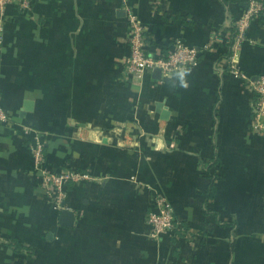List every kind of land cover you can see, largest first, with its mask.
Masks as SVG:
<instances>
[{
    "label": "crops",
    "instance_id": "0c3cea01",
    "mask_svg": "<svg viewBox=\"0 0 264 264\" xmlns=\"http://www.w3.org/2000/svg\"><path fill=\"white\" fill-rule=\"evenodd\" d=\"M125 6L143 23L150 53L179 39L202 49L199 64L125 80ZM244 8L239 0H32L7 9L0 107L40 132L49 165L93 178L69 184L58 209L28 135L1 124L0 264H264V133L251 126L248 80L227 65ZM239 65L250 80L264 74L258 19ZM159 193L185 234L150 237L146 217Z\"/></svg>",
    "mask_w": 264,
    "mask_h": 264
},
{
    "label": "built area",
    "instance_id": "2783aa9c",
    "mask_svg": "<svg viewBox=\"0 0 264 264\" xmlns=\"http://www.w3.org/2000/svg\"><path fill=\"white\" fill-rule=\"evenodd\" d=\"M31 2L32 0H0V28H2L7 9L10 6L17 5L25 9L29 7ZM263 10L264 2L260 0H248V5L244 8L242 16L234 24L236 36L231 42L227 58L229 72L247 79L249 87L255 94L251 126L260 133H264V74L254 80L248 79L240 69L239 58L243 43L247 40V31L251 22L257 19ZM125 12L130 29V49L125 57L123 66V77L125 80L139 83L146 74L155 70H159L161 76L167 78L175 72H180L188 67L199 64L202 49L179 39L171 43L167 53L160 55L150 53V40H148L149 36L143 23L128 6H125ZM212 46V42H209L203 48L211 49ZM1 124L11 128L20 127L28 135L29 148L32 152L35 168L41 173L48 197L58 209L66 207L69 184H76L93 178L89 172L81 171L71 164L58 167L49 165L45 152V142L40 132L29 124L15 122L12 114L3 107H0ZM146 218L150 227L149 235L155 240H159L166 235L176 236L178 233L185 234L183 226L177 221L173 203L163 193L156 195L155 208L147 214ZM1 238L2 235L0 234V240Z\"/></svg>",
    "mask_w": 264,
    "mask_h": 264
},
{
    "label": "trees",
    "instance_id": "16d2710c",
    "mask_svg": "<svg viewBox=\"0 0 264 264\" xmlns=\"http://www.w3.org/2000/svg\"><path fill=\"white\" fill-rule=\"evenodd\" d=\"M239 1L242 2L245 7L248 5V0H239ZM260 1L264 2V0H260ZM257 19L264 25V10L262 12H260ZM235 36H236V29H234V37L232 40H234ZM13 118H14V116H13ZM210 191L212 193L215 191L214 186H211Z\"/></svg>",
    "mask_w": 264,
    "mask_h": 264
},
{
    "label": "water",
    "instance_id": "95a60500",
    "mask_svg": "<svg viewBox=\"0 0 264 264\" xmlns=\"http://www.w3.org/2000/svg\"><path fill=\"white\" fill-rule=\"evenodd\" d=\"M155 71H159V70H155ZM160 72V71H159ZM64 214H68V212H66V211H64ZM70 215V214H69ZM65 216H67V215H65Z\"/></svg>",
    "mask_w": 264,
    "mask_h": 264
}]
</instances>
